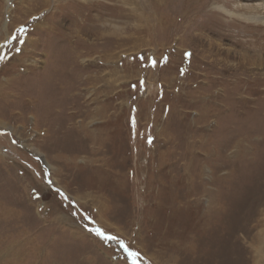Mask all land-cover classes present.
Masks as SVG:
<instances>
[{"label": "rangeland", "instance_id": "obj_1", "mask_svg": "<svg viewBox=\"0 0 264 264\" xmlns=\"http://www.w3.org/2000/svg\"><path fill=\"white\" fill-rule=\"evenodd\" d=\"M259 2L0 0V264H264Z\"/></svg>", "mask_w": 264, "mask_h": 264}, {"label": "bare ground", "instance_id": "obj_2", "mask_svg": "<svg viewBox=\"0 0 264 264\" xmlns=\"http://www.w3.org/2000/svg\"><path fill=\"white\" fill-rule=\"evenodd\" d=\"M257 5L258 6H264V2H259V3H257ZM241 102H245V103H248V101H247V99H244V98H241ZM55 103V102H54ZM59 103V102H58ZM211 112L210 113H213L214 112V110H215V108H216V106L215 105H211ZM223 110H222V108L220 107V109H219V111H218V114L219 113H221ZM214 114V113H213ZM209 115V114H208ZM207 115V116H208ZM212 115V114H211ZM235 118V117H234ZM238 127V126H237ZM239 129V128H238ZM233 134V136L231 137V140H230V142H231V144H229V146L230 145H233V144H236L237 146H239V142H237L236 140H237V135L235 134V132L233 131L232 132ZM220 135H221V133H220ZM202 142V141H201ZM227 143V142H226ZM226 143H223L221 146H222V148H221V150H220V152H219V150L218 151H216L217 152V154H218V152H219V157L220 158H224L225 156H226V152H227V150H228V144H226ZM204 144V143H203ZM213 144V143H212ZM215 144V143H214ZM218 144H220V143H218ZM192 145H194V144H192ZM224 145V146H223ZM206 146V145H205ZM205 148V147H204ZM230 148V147H229ZM208 152V151H207ZM217 156V155H216ZM226 158H227V156H226ZM222 167H223V165H219L218 167H215L214 168V172H215V180L214 181H217V180H221V179H223V177H222V175H218V172L219 171H221L222 170ZM200 174V173H199ZM225 174V173H224ZM208 189V188H207ZM204 193H208L210 196H211V204L209 205L210 207V215L212 216V214L214 213V214H217V213H221L220 212V210L222 209L221 207H222V205H221V203H223V202H225L224 201V199H225V195H224V191L223 190H219V191H214V189H208V190H204ZM209 196V197H210ZM213 212V213H212ZM208 214V213H207ZM218 215V214H217ZM210 216V217H211ZM220 216V215H219ZM209 217V216H208ZM210 217H209V219H210ZM209 219H207V216L206 215H204L203 216V218H202V220H203V223L204 222H207V221H209ZM212 219V218H211ZM214 219V218H213ZM199 220H201L200 219V217H199ZM208 223V222H207ZM213 223V222H212ZM216 224V223H215ZM224 225L220 222L219 224H217V229H219V228H221V227H223ZM237 227V226H236Z\"/></svg>", "mask_w": 264, "mask_h": 264}, {"label": "snow or ice", "instance_id": "obj_3", "mask_svg": "<svg viewBox=\"0 0 264 264\" xmlns=\"http://www.w3.org/2000/svg\"><path fill=\"white\" fill-rule=\"evenodd\" d=\"M155 61H153V65H155ZM102 234V233H100ZM127 247V246H125ZM129 255L133 258V264H136L137 257L139 256V253L137 252H129Z\"/></svg>", "mask_w": 264, "mask_h": 264}]
</instances>
